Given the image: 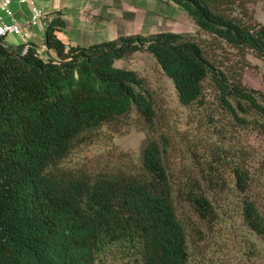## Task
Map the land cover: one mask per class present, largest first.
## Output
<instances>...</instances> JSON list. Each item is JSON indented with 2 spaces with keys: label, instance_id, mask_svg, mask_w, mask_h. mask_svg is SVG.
Wrapping results in <instances>:
<instances>
[{
  "label": "trees",
  "instance_id": "16d2710c",
  "mask_svg": "<svg viewBox=\"0 0 264 264\" xmlns=\"http://www.w3.org/2000/svg\"><path fill=\"white\" fill-rule=\"evenodd\" d=\"M164 1L184 9L198 34L66 44L59 13L42 44L12 46L0 36V264H108L109 257L115 264H189L185 210L216 221L215 189L240 194L243 219L264 238V210L249 196L245 153L210 141L198 173L193 158L191 166L173 168L145 79L116 66L150 53L181 105L204 106L208 83L230 125L264 135V92L244 83L252 67L247 56L264 62V25L250 0ZM212 50L236 62L226 70ZM133 111L147 132L137 159L122 153L120 162L95 171L63 167L73 149ZM216 120L211 116V125Z\"/></svg>",
  "mask_w": 264,
  "mask_h": 264
},
{
  "label": "rangeland",
  "instance_id": "374dc122",
  "mask_svg": "<svg viewBox=\"0 0 264 264\" xmlns=\"http://www.w3.org/2000/svg\"><path fill=\"white\" fill-rule=\"evenodd\" d=\"M248 7L255 20L264 25V0H250ZM194 26V32L188 34H198L195 23ZM205 36L208 38V35ZM212 53L218 56V60L223 57L225 69L236 62L233 54L222 50H212ZM247 58L252 67L245 70L244 83L264 92V62L252 54ZM116 66L133 69L145 79L157 113L162 117V121L157 120L163 126L160 131L166 133L170 140L166 157L173 168L189 167L193 158L195 172L198 173L209 159L205 151L210 141L220 140L224 147H233L238 154L245 153L253 179L249 196L264 210V135L250 128L230 125V118H224L219 112L216 93L208 83L204 106L181 105L173 82L150 53H136L127 60L117 62ZM214 115L217 120L211 125L210 118ZM220 115L223 119L218 118ZM142 121L139 114L133 111L126 118L106 124L93 140L73 149L63 161V167L95 171L107 163L120 162L122 153L137 159L147 139ZM227 163L223 162L222 169ZM214 192L215 204L221 211L216 221L203 222L190 210H185L188 216L189 264H264V238L243 219L240 209L243 197L233 188L231 191L228 188L215 189ZM107 263L115 264L111 257ZM116 264L129 263L121 261Z\"/></svg>",
  "mask_w": 264,
  "mask_h": 264
},
{
  "label": "crops",
  "instance_id": "0c3cea01",
  "mask_svg": "<svg viewBox=\"0 0 264 264\" xmlns=\"http://www.w3.org/2000/svg\"><path fill=\"white\" fill-rule=\"evenodd\" d=\"M43 11L37 24H32L31 5L12 0L7 15L0 5V18L21 26L19 33L9 34L12 46L42 44L49 18L62 14L66 27L59 33L66 44L90 46L122 36H151L162 32H194V21L181 7L164 0H35ZM1 26V21H0Z\"/></svg>",
  "mask_w": 264,
  "mask_h": 264
},
{
  "label": "built area",
  "instance_id": "2783aa9c",
  "mask_svg": "<svg viewBox=\"0 0 264 264\" xmlns=\"http://www.w3.org/2000/svg\"><path fill=\"white\" fill-rule=\"evenodd\" d=\"M18 1L20 3L29 4L32 6L33 11H34V18L32 20V24L34 25L37 24L38 19L43 16V11L36 7L35 0H18ZM11 2L12 0H0L1 8L7 15H11V12L9 10V6ZM52 18L53 17H50L49 20H51ZM0 21H1V26H0V36L1 37H6L7 35L13 34V33H19L22 29L21 26L15 22L7 23L3 21L1 18H0Z\"/></svg>",
  "mask_w": 264,
  "mask_h": 264
}]
</instances>
